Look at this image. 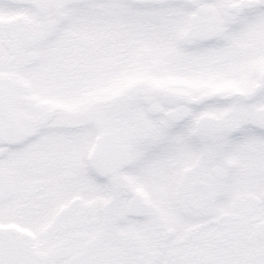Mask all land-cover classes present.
Returning a JSON list of instances; mask_svg holds the SVG:
<instances>
[{
    "label": "snow or ice",
    "instance_id": "6c2138e0",
    "mask_svg": "<svg viewBox=\"0 0 264 264\" xmlns=\"http://www.w3.org/2000/svg\"><path fill=\"white\" fill-rule=\"evenodd\" d=\"M0 264H264V0H0Z\"/></svg>",
    "mask_w": 264,
    "mask_h": 264
}]
</instances>
